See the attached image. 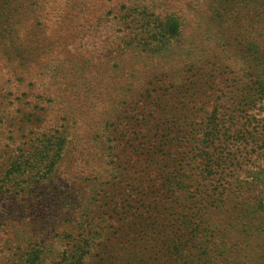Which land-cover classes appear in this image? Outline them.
<instances>
[{"label":"rangeland","instance_id":"rangeland-1","mask_svg":"<svg viewBox=\"0 0 264 264\" xmlns=\"http://www.w3.org/2000/svg\"><path fill=\"white\" fill-rule=\"evenodd\" d=\"M35 1L0 0V195H4L0 199V264H14L34 245L25 232L23 236H15V231H18L16 223L30 225L36 216L26 213L27 217L16 220L12 199L19 202L24 194L14 182L20 183L35 172L28 171L16 178L9 168L16 159L26 161L34 151L41 152L46 144L41 141L47 139L51 142L59 139L63 144L56 156L60 180L69 178L67 185L71 186L82 181L80 192L87 197L91 195L92 181H99L96 184L104 186V191L96 197L90 215L83 220L71 219L76 220L71 239L53 238L54 232L47 231L40 264H73L77 258L79 261L75 264H130L131 261L139 264L142 259L151 264H176V259H182L179 264H264V0H234L231 4V19L240 26L237 50L240 53L254 46L255 66L248 73L261 74L259 79L263 82L260 95H251L248 100L245 92L230 93L226 86L233 84L251 91L253 80L242 76L237 66L230 65L224 72L219 53L205 57L198 64V51H193L194 54L156 51L158 44L149 38L148 29L157 14L173 4L172 0ZM241 1L245 6L251 3V8L240 15L242 4L238 2ZM144 7H147L148 15L144 18L148 23H135V19L139 20L137 14H144ZM195 10L196 13L185 10L177 15L191 27L203 15L199 5ZM127 14L129 20L124 18ZM188 26L183 35L186 42L191 38ZM194 46H199L198 40ZM244 46L245 50H241ZM189 64L196 70L195 76L189 72ZM54 74L58 77L54 78ZM52 81L62 87L57 88ZM48 95L56 99L55 106L66 102L62 109L68 113L53 115L55 122L45 126L44 112L49 114V111L46 103L36 98ZM178 102L183 109L172 108L179 107L174 106ZM117 103L121 110L113 108ZM137 104H142L138 110L128 111L130 105ZM218 107L227 126L236 132L245 129L250 132L246 147L240 139L237 143L240 148H234L236 166L228 174L233 186L230 194L225 192L205 206V198L196 193L191 158H180L175 163L181 166V189H171L162 172H156L153 179L144 178L145 184H139L136 171L142 164L139 154L141 144L146 143L144 137L149 141L146 147L152 148L150 153L163 152L164 146L174 145L158 139L169 133L159 118L166 119L169 129L175 124L181 130L190 131L187 117L192 115L186 112L201 113L205 117ZM109 114L126 121L112 122ZM70 116L73 120H66ZM128 116L137 119L136 122ZM144 117L155 118L150 124L152 134L146 136L149 127L144 131L140 126ZM103 120L112 124L111 129L106 124L103 130ZM55 131H63L62 136ZM95 136V144L113 136L118 139L113 152L116 158L111 161L118 164L121 160L125 165L119 167L122 175L117 182H110L112 186L102 179L87 178L98 174L110 179L95 169L96 163L101 162L98 156L105 155L103 150L97 154L93 145ZM130 137L132 142L127 141ZM165 141L168 144H163ZM131 144L133 147L129 148ZM16 145L23 153L21 159L17 158L19 146ZM132 149L136 150L127 156L125 151ZM23 171L27 169L24 167ZM139 194L144 196H136ZM121 201L124 209L118 207ZM111 207H115V212ZM39 212L42 217L46 215L44 211ZM93 217L96 219L91 220ZM66 218L69 222V217ZM186 223H192L194 229L199 227V233L205 230L201 233L204 237L185 239L181 229ZM90 224L94 226L89 231L85 227ZM123 225L124 229H119ZM122 232L125 237L115 236ZM95 233L108 235L98 238ZM133 234L138 235L136 239L131 238ZM207 240L210 248L204 257L202 251ZM78 246H82L81 252H75ZM174 246L180 251L175 252ZM119 249H124L129 258L123 259ZM198 258L203 260L197 263Z\"/></svg>","mask_w":264,"mask_h":264},{"label":"trees","instance_id":"trees-1","mask_svg":"<svg viewBox=\"0 0 264 264\" xmlns=\"http://www.w3.org/2000/svg\"><path fill=\"white\" fill-rule=\"evenodd\" d=\"M3 1V0H2ZM49 0H36V3H43L47 2ZM54 1V0H51ZM62 1V0H61ZM63 1H69V0H63ZM174 1L171 6H168L163 9L162 13H158L157 16L153 19V21L150 23L151 28L148 29V33L150 34V39L152 41H156L158 44L157 50H173V52H176L180 54V52L188 51L191 54H194L193 51L199 52V58L197 59V63L204 62L205 57L212 56L213 54L219 53L223 58V68L222 70L224 72L227 71V69L230 68V65L235 68L237 66L238 72L242 74V76H245L246 79L249 78L250 80H253L251 82V91H245L244 89H239V87L234 86L233 84L227 85L226 88L231 91H236L237 93L241 94L242 92H245V100H248L251 98V95H260V92L263 90V82L259 79L261 74L257 75L249 74V70L251 67L255 66V63L253 62L256 58L254 46L251 45V47H248L246 51H239L240 47L238 46L240 43L237 42V38L239 36V27L237 26L236 22H233L231 18L232 14L230 12L232 11L233 7L231 6L232 2L234 0H228V1H221V0H172ZM28 2V1H25ZM228 3V5H226ZM239 4H242V6L239 8L240 15L243 13H247L249 11V7L251 3H248L247 6L243 5V2H238ZM43 5V4H42ZM198 5L203 12L202 17L200 19H197L195 22L191 24V27L188 25H185L181 19H179L178 13H181L182 11L189 10L194 13H196V8H198ZM147 7H144V14L140 16L137 14V17H139V20L135 19L134 22L138 24H142L147 22V19L144 17H147L148 12L146 11ZM222 12V13H221ZM137 11H135L133 14H136ZM221 13V14H220ZM225 14V16L223 15ZM154 16V15H153ZM125 19L129 20L130 15L127 14ZM148 23V22H147ZM188 26L191 29V38L188 42H186L187 39L183 37L184 33H186V27ZM151 32V33H150ZM198 40L199 46H194L195 41ZM174 42V43H173ZM237 42V43H235ZM245 50V46L241 49ZM188 59L191 58L190 56H186ZM185 57V58H186ZM7 60H10V57L7 58ZM253 64V65H252ZM190 73L197 74L196 70L194 69L193 65L189 64ZM221 70V72H222ZM255 70V68H254ZM194 71L195 73L191 72ZM220 72V73H221ZM202 75V73H199ZM224 77V73H221ZM194 76L192 78H194ZM58 77L57 74H54V78ZM199 78V77H197ZM202 78H204L202 76ZM201 78V79H202ZM253 78V79H252ZM228 80V79H227ZM241 80V79H240ZM228 82V81H227ZM51 84L55 85L57 88L62 87V85H58L59 83L57 81H52ZM261 88V91L259 92V89ZM60 89V88H59ZM45 96V95H44ZM44 96H39L36 98L38 101H43L46 103V108L49 111V114H46V111L44 112V120L43 125L50 126V122L56 120L54 116H57L59 112H65L68 113V110L64 111L63 105L66 104V102H59L58 105L55 106V100L51 95H48L44 98ZM125 96V95H124ZM201 98L203 100L204 95H201ZM92 102H90L91 104ZM143 104V103H142ZM130 105L128 108V111H136L139 105ZM252 104V103H251ZM174 106L179 107H172V108H180L183 109V105L181 102L175 103ZM118 107V108H116ZM116 110H121L120 103H117L114 107ZM120 108V109H119ZM188 110H190L188 108ZM56 113V115H55ZM186 113H190L192 116L187 117L189 119V128L190 131H184L181 130V127H177L175 124L173 125V128H168V124H166L164 118H159L163 122V127L167 128V131L169 133L167 135H160L159 140L162 141V139L167 140L168 143L174 144L173 147H170L169 145H166L168 143L163 142L166 146L163 148L162 151H153L150 153L152 148H147L146 145L149 142L146 137H144V140L146 141L145 145L141 144L140 154L139 156L142 158H146L145 160L140 158L141 165L138 166V170L136 171V174L139 178V184H145L144 178L153 179V177L156 175V172H162L161 175H163L167 179V183H169L170 188H176L181 189L182 185L180 180V172H181V166H178L177 160L182 158L183 160H188L191 158L194 162V167L191 168L192 171H194L195 174V180L194 183L197 184V190L196 193L198 195H201V197L205 198V206L215 202L217 198L215 197H222L224 193L226 192L227 195L230 194L231 190H233L232 182L228 179V174L232 173L234 170L233 168L236 166L234 164L235 156H234V148L238 147L240 148V145L237 144L239 140L244 143L246 147L247 140L249 139L250 132L248 129H245L243 131H237L232 128V126H227V121L223 114L219 112V107L214 109L209 115L203 117L201 113H195L191 111H188ZM50 116L49 118H47ZM110 121H115V114H109ZM129 117V116H128ZM173 117V115H172ZM130 118V117H129ZM184 119V120H187ZM232 121V118L229 117ZM54 119V120H53ZM73 120L72 116L70 118H66V120ZM137 119H133V117L130 118V121L136 122ZM155 118H141V123L144 129V131L149 127L150 130L146 131L147 134L151 133L152 126L151 121H154ZM174 120V117L173 119ZM190 120L191 123L190 124ZM117 121H126V119H118ZM178 119L175 121L177 122ZM101 124V123H100ZM107 124V125H106ZM232 124V123H231ZM107 126L108 129H111L112 124L106 123L105 120L102 122V128L103 126ZM132 124H128L130 126ZM62 127V126H61ZM106 127V128H107ZM105 128H103L104 130ZM172 129H178L176 131L172 132ZM65 130V128H64ZM112 132H116V130H112ZM162 132V129L157 131L155 135L160 134ZM235 132L238 133L235 136ZM57 135L63 134V131L60 133L59 131H55ZM109 132L107 131V136L109 137ZM245 135V136H244ZM112 135H110L111 137ZM97 136L93 138V145L94 148L97 149V154H99L102 150L105 152V155L98 156L100 163H96L95 169L96 171H100V174L103 173L107 178L104 176L101 178L96 175H89L87 178H93L94 180L102 179L105 180L110 186V182H117L116 180L119 179V177L122 175L119 167L121 165H125L121 160L118 162V164H115L114 161L112 163V159L116 158V156L113 154L115 152V143L118 141V139L115 138V136L112 137L110 140H100L98 143L95 144ZM128 142H132L131 137L127 139ZM42 143H46L44 147H42L40 150L41 152L32 153V155H29V158L27 157L26 161H18L17 159L12 163V165L9 168V171L14 175L16 178H20L27 174L28 171L35 172L32 177L26 178V180L22 182L15 183L14 185L16 188H20L21 192H24L23 194V200L17 201V199H12L14 202V205H12L14 210V217L16 216V220L22 219V217H27L26 213H30L32 215H35V221L32 222L30 225H26V223H16L18 225V231H15V236H20L25 234L27 235L28 239L31 241V249L27 252H25L22 256V258L18 261H16L14 264H40L41 258L40 256H43L44 254V248L43 243L47 239V231L51 230L53 233L51 237H62L71 239L73 237V233H71L73 230H75V224L77 218L85 219L87 215H90L94 211L95 207V199L98 195L101 194L104 190V186L100 184H96L99 181H92L94 185L90 186L91 195H83V193L80 192V187L82 185L81 182L75 185L73 182L72 186L67 185L69 181H71L69 178L65 179L63 178L60 180V174H59V168L60 164L56 159V156L58 155V151L63 146L61 143V140L56 139L53 142L51 140L47 139L46 141H41ZM183 143V144H182ZM14 145V144H13ZM181 145V146H178ZM19 145H16V147ZM133 144L129 146V148H132ZM147 149V152H143ZM136 149L128 150L125 153L127 156L131 155L133 151ZM22 151L20 150V146L18 149V159L22 158ZM30 160V161H29ZM110 161L109 164H107V161ZM30 162V163H28ZM137 162V161H136ZM138 163V162H137ZM28 164V165H27ZM27 165V167H26ZM26 168L27 171H23V168ZM75 179H78V176L76 175ZM67 180V182L65 181ZM64 181L65 184H61L60 182ZM79 181V180H78ZM23 185V187H21ZM108 185V186H109ZM105 186H107L105 184ZM93 189V190H92ZM101 191V192H100ZM247 192V190H245ZM4 195H0V199ZM136 196H144V194H139ZM8 198H10L8 196ZM17 198V195L14 197ZM140 201V200H138ZM124 202L121 201L118 204V207L121 209ZM115 208V207H114ZM114 208L111 207L112 211L115 212ZM206 208V207H205ZM124 209V208H123ZM39 211H44L46 213L45 216L42 217V213ZM107 212L104 211L103 215H105ZM10 216V215H8ZM66 216L69 217V222H67ZM72 218H76L75 221L71 220ZM101 222H104V219L102 216L98 217ZM8 219V218H6ZM96 217H93L91 220H95ZM90 220L87 221V223ZM67 222V223H65ZM85 223V221H84ZM1 224L5 226V222L2 221ZM116 224V223H114ZM192 224V223H191ZM191 224H185V226H182V229L184 231L185 239L190 240L192 238H195L197 236L204 237L201 233L205 230H202L201 233H199L200 228L195 226L194 229L193 225ZM71 228L69 230L60 231L65 227ZM94 225L90 224L89 226H86L85 229H90ZM123 225L119 229H124ZM44 227H47L44 228ZM179 230V231H181ZM131 231V230H129ZM138 234V233H137ZM132 235L131 238L135 236V239L137 238V235ZM96 236L99 235V233H95ZM108 235V233H102L98 236V238H101L103 236ZM116 237L124 236V232L115 234ZM177 235H174V237ZM125 237V236H124ZM134 239V240H135ZM136 244H139V241H135ZM187 242V241H186ZM133 244V243H130ZM212 247V244H211ZM82 246L77 247L75 252H81ZM88 248L90 246L88 245ZM210 248V242L207 240L204 249L202 251V256L206 257L207 252ZM175 252H179L180 249L177 247H173ZM118 253V251H116ZM119 252L123 253L122 258L127 259L129 258L128 253H124V249H119ZM144 252V251H143ZM138 256V255H137ZM136 256V257H137ZM138 259V257H137ZM203 260V258L196 259V262L199 263ZM79 260H77L73 263H77ZM180 261L182 262V259H176L175 263L179 264ZM204 262L205 259H204ZM136 262L131 261L130 264H135ZM139 264H151L147 263L145 260H141ZM189 264V263H188ZM192 264V262H191ZM207 264V262H206Z\"/></svg>","mask_w":264,"mask_h":264}]
</instances>
